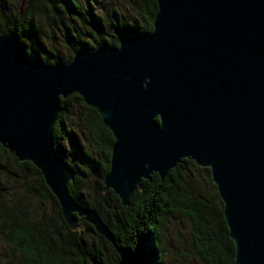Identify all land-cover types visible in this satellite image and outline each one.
Returning <instances> with one entry per match:
<instances>
[{
    "label": "water",
    "instance_id": "95a60500",
    "mask_svg": "<svg viewBox=\"0 0 264 264\" xmlns=\"http://www.w3.org/2000/svg\"><path fill=\"white\" fill-rule=\"evenodd\" d=\"M156 2L151 32L67 64L32 63L14 32L0 36V145L40 171L70 229L83 218L118 264H136L68 192L74 171L56 155L52 127L60 98L78 94L113 135L103 183L122 206L143 180L194 161L222 201L234 264H264V0Z\"/></svg>",
    "mask_w": 264,
    "mask_h": 264
},
{
    "label": "trees",
    "instance_id": "16d2710c",
    "mask_svg": "<svg viewBox=\"0 0 264 264\" xmlns=\"http://www.w3.org/2000/svg\"><path fill=\"white\" fill-rule=\"evenodd\" d=\"M84 1L0 0V36L14 32L30 62L56 65L69 63L77 52L116 47L121 38L152 30L156 0H129L124 9ZM48 9L61 31L64 54H60L53 27L44 38L39 22ZM52 138L56 155L74 171L68 192L78 204L100 216L119 246L132 249L136 264H167L163 226L173 214L190 223V247L185 254L192 264H234L235 245L208 168L182 159L163 180L157 174L151 181L143 180L124 207L103 183L114 138L96 109L78 94L60 98ZM67 147L80 158L78 164L65 154ZM194 171L204 172V176H195ZM8 184L23 194L16 199L18 190L11 193L16 199L11 204L5 195ZM202 185L209 188L207 196ZM36 199L49 202L50 211L35 206ZM77 220L80 228L70 229L40 171L28 161L19 162L0 145V239L7 249L1 253L0 264H118L113 245L83 218Z\"/></svg>",
    "mask_w": 264,
    "mask_h": 264
},
{
    "label": "rangeland",
    "instance_id": "374dc122",
    "mask_svg": "<svg viewBox=\"0 0 264 264\" xmlns=\"http://www.w3.org/2000/svg\"><path fill=\"white\" fill-rule=\"evenodd\" d=\"M80 3H84V0H79ZM94 1V0H93ZM97 2H104L105 5L108 6V9L111 7H119V8H127L129 6V0H96ZM45 13L42 20H40V24L42 26L44 38L48 34H50V27L54 28V36L56 41L58 42V48L60 50V54L65 53V48L62 43V36L61 31L57 29L53 22V17L49 12ZM111 13V10H109ZM129 12V11H128ZM130 14V13H128ZM112 16V13L111 15ZM65 154L72 158L75 164H78L80 158L76 156V153L73 152L69 147H67ZM195 176H204V172L194 171ZM29 182L32 183V178H28ZM34 184V183H32ZM203 186V185H202ZM7 192L5 195L6 200L8 201L7 204H11L14 200L18 198H22L23 194L20 193L22 190H19L17 186L14 184L7 185ZM203 190V194H209V188L205 185L201 188ZM18 190L19 194L17 195L16 199H13L11 193H15ZM35 206H40V208L46 209L48 212L50 211V203L47 201L42 202L40 199H36L34 201ZM190 223L183 217L177 214L169 215L167 222L163 226V248H164V259L167 264H192V261L189 260L185 254V249L190 247ZM1 240V239H0ZM7 249L4 248V243L2 240L0 241V257L1 253L5 252ZM1 263V262H0Z\"/></svg>",
    "mask_w": 264,
    "mask_h": 264
}]
</instances>
